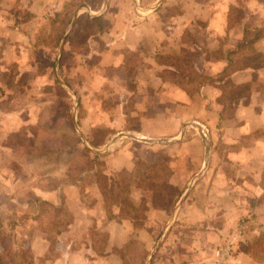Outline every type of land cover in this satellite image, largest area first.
Returning a JSON list of instances; mask_svg holds the SVG:
<instances>
[{
	"label": "crops",
	"instance_id": "obj_1",
	"mask_svg": "<svg viewBox=\"0 0 264 264\" xmlns=\"http://www.w3.org/2000/svg\"><path fill=\"white\" fill-rule=\"evenodd\" d=\"M63 2L0 0V226L31 238L34 264L147 261L170 219L159 206L160 185L177 188L179 196L191 185L152 264H214L215 250L249 214L260 225L239 237L224 264H264V249L254 248L259 239L264 246V67L224 76L238 57L250 55L237 48L246 43L245 31L264 29V0H162L159 13L136 7L132 14L127 1L123 11L111 5L106 15L111 27L86 50L84 68L92 56L98 66L84 76V123L80 120L92 147L111 148L89 155L92 165L75 179H69L67 167H50L56 161L45 150L61 143L55 135L43 140L35 133V121L27 120L35 109L6 105L30 97L10 93V68L21 72L13 79L20 83L30 68L21 58L29 37ZM252 47L264 55V37ZM188 66L209 77L194 94L164 74ZM229 89L246 94L223 106L218 99ZM194 125L208 130V143ZM217 144L233 152L220 157ZM57 176L61 181L51 184ZM43 206L68 214L58 222L55 239L37 230Z\"/></svg>",
	"mask_w": 264,
	"mask_h": 264
},
{
	"label": "rangeland",
	"instance_id": "obj_2",
	"mask_svg": "<svg viewBox=\"0 0 264 264\" xmlns=\"http://www.w3.org/2000/svg\"><path fill=\"white\" fill-rule=\"evenodd\" d=\"M90 1L91 3H89ZM104 1L105 0H64L60 9H55L53 12L52 8L48 9L47 15H50L51 12L52 15L42 18V21L40 22V29L37 32H34L35 35L29 37L30 46L25 47L28 51H25V56H21L22 60L25 59L26 61L30 62L29 70H25V76L20 78V83H15L13 82L14 77L17 76V73L20 74L21 72H18L16 66L10 68L9 84L6 85V87L9 88L10 93H16L17 91L26 95L30 93L29 98H21L17 101H12L9 99L6 105L9 108L21 107L26 109H35L33 116H29L27 120L35 121L34 127L36 128L34 129L36 132H34L36 134L39 133L41 139H47V136L49 137L51 135H55L57 137L58 143H61V145L54 150L47 149L45 150V153L47 156H50L51 160L55 159L53 161H56L55 164L53 163V165H50L51 168L55 167L57 170H63L67 167L69 179H75L78 177L81 171L89 168L92 165V162L88 157L89 155L93 156L94 154L84 147L73 128V113L75 105L69 93L58 81L57 75L59 74L62 81H64L71 89H73L77 95L79 104L78 126L81 130L80 124L82 122L84 123V76L89 74V71H94L93 67L94 65L98 66L96 65L98 59L95 56H92L88 66L89 69L87 70L84 68V61H86L85 56L87 53L86 50H88V48L82 52L72 53L69 46L66 44V46L63 48L59 63L56 66L58 46L63 34L71 23L72 17L77 12L79 15L78 18L82 14L87 13L90 16L91 14L103 16L104 19L109 22L106 15L110 10L109 7L111 5L112 10L121 9V11H123L127 1V7L130 9V13L132 14L133 12L137 11L133 0H111V4L110 0H108V6L105 13L100 15L104 7ZM155 1L156 0H138V5L142 7H148L153 5ZM161 5L162 0L160 3H158L157 7L153 11L158 12V10L161 8ZM85 7L89 8V12L84 9ZM77 20L73 26V31L76 27ZM68 37L66 40H68ZM81 117L83 118L82 122L80 121L82 119ZM37 126L39 128H37ZM194 126L199 128L201 135V128L203 127L200 125ZM81 132L84 134L82 130ZM28 133L32 134L30 131H28ZM256 135L257 133H254L253 135L246 137L243 139L242 143H248ZM201 137L208 143L210 139V133L208 130L206 136L203 137L201 135ZM214 150L220 157L228 154L227 150L232 151V149H226L222 144H217L216 147H214ZM93 163H97L96 160L93 161ZM47 167H49V165H45V169H47ZM68 169L70 170V173ZM61 179L62 177L57 176L56 179L51 178L50 181L51 184H57L61 181ZM50 181L46 180L45 184H47V182L50 183ZM160 187V194H158L159 206L167 209L166 212H168L167 214L169 218L180 198V196L177 195V192L179 191L177 188L168 187L164 184L160 185ZM43 208L44 213L42 217H40V224H37V230H40L42 233L46 234L48 237H50V239H55V233L59 230L58 222L60 223V221L67 220L68 214L62 207H59L56 210H53L47 206H43ZM53 218L56 220L58 218L57 224L55 225ZM256 225H260L256 215L249 214L248 216L242 218L234 226L233 234L225 245L230 243L237 235L239 237H243L248 229L255 227ZM20 231V229H14L10 227L4 228L0 226V264H34L33 250L31 249L32 245L30 243L31 238L29 239L19 236ZM28 231H32V225L30 230L28 228ZM159 237L160 235L154 239L153 248L156 247ZM239 239L240 238H237V240L234 241L232 253L235 247H237V244L240 242ZM261 241L262 239H259L258 243L254 244V248H256V250L259 252L264 249ZM162 243L163 242L158 244L156 247L153 259L151 260L150 264L153 263L156 253L161 247ZM52 245L53 248L51 250L52 254H54V242ZM36 252H39V250ZM133 264H146V258H137Z\"/></svg>",
	"mask_w": 264,
	"mask_h": 264
},
{
	"label": "trees",
	"instance_id": "obj_3",
	"mask_svg": "<svg viewBox=\"0 0 264 264\" xmlns=\"http://www.w3.org/2000/svg\"><path fill=\"white\" fill-rule=\"evenodd\" d=\"M89 3H91V1ZM110 27V23L107 22L103 16L92 17L87 13L82 14L77 20L74 31L67 40L70 51L74 53L86 50L90 40H97L98 37L102 33L108 31ZM262 37H264V29L257 31L255 34L250 31H245L244 40L246 43L239 44L237 48L239 52L248 51L250 55L248 57H238L237 63H235L232 70L231 68H226L224 70V76L229 75L231 72L245 69L246 67L252 69L264 67V55L257 53L252 47L254 42ZM210 54L215 55L214 52H211ZM164 58L166 59V57ZM164 74L169 81L180 87L188 94L198 92L200 87L209 80V77L199 73L194 66L182 67L179 69H167L164 71ZM245 94L246 92L241 89L224 90L222 96L218 99V103L223 106L234 105L237 104L239 100L245 96ZM101 133L103 132H99V134ZM103 142L104 139H102L101 142L94 140L92 141V144L94 146H99L103 144Z\"/></svg>",
	"mask_w": 264,
	"mask_h": 264
},
{
	"label": "water",
	"instance_id": "obj_4",
	"mask_svg": "<svg viewBox=\"0 0 264 264\" xmlns=\"http://www.w3.org/2000/svg\"><path fill=\"white\" fill-rule=\"evenodd\" d=\"M135 1V5L138 9L142 10V11H145V10H154L158 3L161 2V0H157L152 6L148 7V8H142L138 5V3ZM107 6H108V0H105L104 1V7L100 13L101 14H104L106 9H107ZM87 12H89V8L88 7H85L84 8ZM78 12L74 14V16L72 17L71 19V23L69 25V27L66 29L65 33L63 34L61 40H60V43H59V46H58V53H57V58H56V66L58 65L59 63V60H60V57H61V54H62V48H63V45L68 37V35L71 33L72 29H73V26L78 18ZM91 16H96V15H92ZM57 79L58 81L60 82V84L64 87V89L69 93V95L71 96L73 102H74V105H75V108H74V113H73V128L75 130V132L77 133L78 137L80 138L82 144L92 153L94 154L95 156H101V155H104L106 153H108L110 151V148L111 146L108 145L105 149L103 150H100V149H96L94 147H92L90 145V143L87 141L86 137L84 136V134L81 132L79 126H78V108H79V104H78V99L75 95V93L70 89V87L64 82L62 81L60 75L58 74L57 75ZM200 127V126H199ZM121 137H128L127 134H123L121 135ZM143 141H148V142H153V140H143ZM191 185L188 187V189L183 193L182 196H180L178 202L176 203L172 213H171V216H170V219L168 221V223L166 224V226L164 227V229L162 230V233L157 241V245L156 247L158 246V244H160L162 241H163V238L164 236L166 235V233L170 230L171 226L173 225L175 219H176V216L178 214V211L190 189ZM156 247L152 249V252L150 253V255L148 256L147 258V261H146V264H150L151 263V260L153 258V255H154V252L156 250Z\"/></svg>",
	"mask_w": 264,
	"mask_h": 264
},
{
	"label": "built area",
	"instance_id": "obj_5",
	"mask_svg": "<svg viewBox=\"0 0 264 264\" xmlns=\"http://www.w3.org/2000/svg\"><path fill=\"white\" fill-rule=\"evenodd\" d=\"M207 130L204 128H201V135L203 137L206 136ZM237 238H239V236H235L233 238V240L228 243L227 245L220 247L218 249L215 250L214 253V264H224L227 259L230 257L232 250H233V243L235 240H237Z\"/></svg>",
	"mask_w": 264,
	"mask_h": 264
}]
</instances>
